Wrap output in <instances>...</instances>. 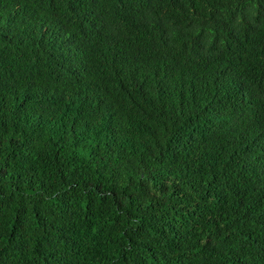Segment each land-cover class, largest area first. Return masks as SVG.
Segmentation results:
<instances>
[{
  "label": "trees",
  "instance_id": "obj_1",
  "mask_svg": "<svg viewBox=\"0 0 264 264\" xmlns=\"http://www.w3.org/2000/svg\"><path fill=\"white\" fill-rule=\"evenodd\" d=\"M0 264H264V0H0Z\"/></svg>",
  "mask_w": 264,
  "mask_h": 264
}]
</instances>
